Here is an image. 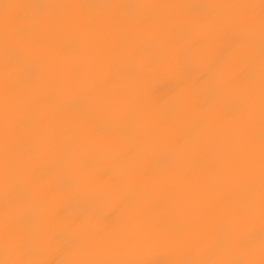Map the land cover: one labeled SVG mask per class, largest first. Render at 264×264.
Masks as SVG:
<instances>
[{"label":"clouds","instance_id":"clouds-1","mask_svg":"<svg viewBox=\"0 0 264 264\" xmlns=\"http://www.w3.org/2000/svg\"><path fill=\"white\" fill-rule=\"evenodd\" d=\"M0 264H264V0H0Z\"/></svg>","mask_w":264,"mask_h":264}]
</instances>
